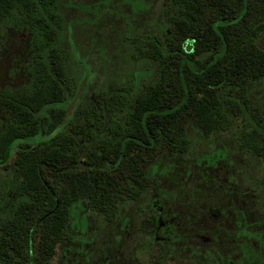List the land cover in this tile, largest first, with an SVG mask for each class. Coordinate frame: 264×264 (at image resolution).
Returning a JSON list of instances; mask_svg holds the SVG:
<instances>
[{
  "label": "trees",
  "instance_id": "trees-1",
  "mask_svg": "<svg viewBox=\"0 0 264 264\" xmlns=\"http://www.w3.org/2000/svg\"><path fill=\"white\" fill-rule=\"evenodd\" d=\"M167 2L170 32L150 37L144 51L155 78L143 89L136 82L132 92L107 96L98 109L115 114L104 126L94 108L65 123L73 83L62 47L60 0H0V23L28 29L33 53L27 85L0 92L11 115L0 127V164L14 157L18 176L0 222L1 264H24L37 227V250L49 264L76 203L114 219L147 189L148 162L156 153L188 149V123L204 134L239 125L238 146L262 164L264 226V114L250 95V87L264 81V48L258 45L264 0ZM163 204H149L151 230Z\"/></svg>",
  "mask_w": 264,
  "mask_h": 264
},
{
  "label": "rangeland",
  "instance_id": "rangeland-1",
  "mask_svg": "<svg viewBox=\"0 0 264 264\" xmlns=\"http://www.w3.org/2000/svg\"><path fill=\"white\" fill-rule=\"evenodd\" d=\"M60 8L62 47L73 83L65 123L80 121L85 110L98 109L111 93L132 92L136 82L143 89L155 78V65L144 51L150 37L170 32L167 0H60ZM30 37L28 29L0 23V92L20 91L29 82ZM258 45L264 48V32ZM250 95L264 114V81L251 86ZM98 111L104 126L115 114ZM10 117L0 103V127ZM240 130L234 124L225 132L204 134L188 123V149L173 156L156 153L148 162L147 189L123 204L114 219L105 220L84 201L73 205L65 240L56 245L49 264H264L258 203L262 164L238 146ZM13 159L0 164V222L18 182ZM155 200L164 203L157 207L163 213L160 222L171 214L189 220L186 227L157 233L176 239L166 248L148 244L153 238L146 218ZM39 232V227L33 231L24 264H45L37 250ZM168 246L173 254H167Z\"/></svg>",
  "mask_w": 264,
  "mask_h": 264
},
{
  "label": "flooded vegetation",
  "instance_id": "flooded-vegetation-1",
  "mask_svg": "<svg viewBox=\"0 0 264 264\" xmlns=\"http://www.w3.org/2000/svg\"><path fill=\"white\" fill-rule=\"evenodd\" d=\"M166 204H168V203H166ZM169 208L170 207H168V210H169ZM161 214L163 215L162 209L160 208L159 209V214H157V219H156L157 228H155V229L152 230L151 234H152V238L153 239L150 242H148V244H150V245L156 244L158 246V248L163 247V246L160 245V243H162L163 245H165L166 242L172 243L171 241L173 240V242H174V239H175L174 237L171 238L169 236H168V238H166L164 235L161 236V237L158 236L157 233L159 232L160 229H164V232H167L169 230L172 231L173 229H176V228L177 229L178 228L181 229L183 226L186 227L188 225L187 221H189V220L186 219V215L183 216L184 221H182V219L179 218L177 216V214H175V215H172L171 214V217L168 220H165L163 222H160L161 221L160 219H161V216H162ZM149 215L150 214H148V216L146 218L147 221H148V223H149V220H150V219H148ZM149 225H150V223H149ZM150 226H152V225H150ZM184 232H188V230L185 229ZM200 235H201L200 236V242L206 243V240L204 239L203 234H200ZM190 252L191 251H189V253ZM157 262H158V260L155 263H157Z\"/></svg>",
  "mask_w": 264,
  "mask_h": 264
}]
</instances>
